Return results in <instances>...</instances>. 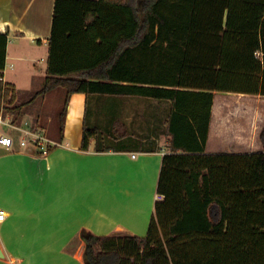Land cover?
Returning <instances> with one entry per match:
<instances>
[{"label": "trees", "instance_id": "trees-1", "mask_svg": "<svg viewBox=\"0 0 264 264\" xmlns=\"http://www.w3.org/2000/svg\"><path fill=\"white\" fill-rule=\"evenodd\" d=\"M48 42L35 97L67 88L60 140L75 92L87 95V107L96 97L109 116L103 126L85 121L84 149L124 141L117 106L105 100L144 97L167 107L164 198L147 235L83 229L85 264H264V149L206 152L215 91L264 95V0H55ZM7 43L0 32V109L4 98L6 112L20 115L16 87L3 79Z\"/></svg>", "mask_w": 264, "mask_h": 264}, {"label": "crops", "instance_id": "crops-1", "mask_svg": "<svg viewBox=\"0 0 264 264\" xmlns=\"http://www.w3.org/2000/svg\"><path fill=\"white\" fill-rule=\"evenodd\" d=\"M54 4L55 0H0V26L8 36L3 79L15 85L18 98L26 92L34 98L45 83L46 73L34 81L40 69L34 51L42 48L48 58ZM17 63L22 71L9 77L8 69ZM56 91L32 99L38 105L17 116L19 123L36 116L42 104L54 106ZM222 93L264 97L215 91L206 152L263 150L264 110L226 102ZM88 107L85 93L71 95L64 138H53L58 145L47 156L33 147L0 146V208L6 212L0 221V264H85L83 229L102 236L147 235L156 203L162 200L158 183L168 138L153 144L148 141L154 136L152 128L138 139L120 130L117 106L115 125L126 134L124 141L114 138L109 150L98 151L93 140L84 149L85 121L103 126L101 116L108 115L96 97H90Z\"/></svg>", "mask_w": 264, "mask_h": 264}, {"label": "rangeland", "instance_id": "rangeland-1", "mask_svg": "<svg viewBox=\"0 0 264 264\" xmlns=\"http://www.w3.org/2000/svg\"><path fill=\"white\" fill-rule=\"evenodd\" d=\"M13 50H17V48H12ZM36 56L39 58L40 63L36 64L38 65L39 70L37 76L34 78L35 83L39 82V80L43 79L42 74L46 73L47 69V56L45 52H43L42 48L36 49L35 51ZM17 63V66L14 69L9 68L8 69V75L9 77L14 76L15 74H19L22 69L21 65ZM29 80L23 81V83H27ZM23 93V92H22ZM27 93V92H26ZM22 94L18 98V93L16 89V96L15 101L13 102L12 106L20 105L22 106V114H26L28 110L32 109L35 105L31 100L33 99L31 95ZM55 99H54V106H50L51 108L47 107L46 105H41V110H37L36 116L33 118H27L26 120L22 121V123H19V120L17 116H20L19 114L12 113V112H6L5 106L9 105L6 99L3 98L2 100V106L0 109V112L4 113V116L12 122L14 125H18L20 127L30 128L32 130H41L43 133H45L50 138H57L59 136V124H60V112L63 109V105L65 102V98L67 96V88H57V91L54 93ZM223 95V93H222ZM250 95V94H249ZM226 102L234 103L245 106L247 110L251 109H260L262 112L264 110V97L263 98H257L256 96L251 97H244V98H237L234 96L226 97V95H223ZM110 100H105V104L107 105H113L119 107V110L121 111L120 120L118 121V124L120 125V130L126 129L129 133H133V137L136 139L138 138H144L146 135L149 134L150 128H156L157 126H160L159 129V139L165 140L166 135L164 134L162 127V122H164L165 117L167 115L166 106L164 105V102H160L157 100H150L146 99L144 97H126V98H117ZM32 102V104H30ZM30 113V112H28ZM119 113V111H118ZM50 114V116H49ZM52 116V119H51ZM106 116V115H105ZM25 117V116H24ZM50 117V118H49ZM108 115L106 117L101 116L103 119V123H107ZM19 119H22L20 117ZM106 121V122H105ZM123 124V125H122ZM14 128V127H12ZM111 128V127H110ZM13 129H10L8 131H12ZM110 130V129H109ZM111 131V130H110ZM15 135H18V133H15Z\"/></svg>", "mask_w": 264, "mask_h": 264}, {"label": "built area", "instance_id": "built-area-1", "mask_svg": "<svg viewBox=\"0 0 264 264\" xmlns=\"http://www.w3.org/2000/svg\"><path fill=\"white\" fill-rule=\"evenodd\" d=\"M0 32H4L1 26ZM10 129L13 130L10 132L8 131ZM15 133H18V135H15ZM15 145H19L20 147H33L43 156H47L52 149L58 145V142L47 136L41 130H32L12 124V122L4 116V113L0 112V146L12 149ZM163 198L164 196L159 194L158 199ZM5 217L6 212L0 208V221L4 220Z\"/></svg>", "mask_w": 264, "mask_h": 264}]
</instances>
